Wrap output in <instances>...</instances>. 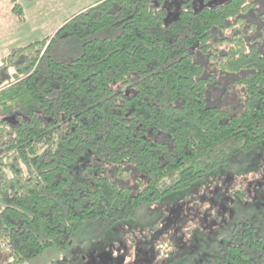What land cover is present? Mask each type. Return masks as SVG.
I'll return each mask as SVG.
<instances>
[{"label":"trees","instance_id":"trees-1","mask_svg":"<svg viewBox=\"0 0 264 264\" xmlns=\"http://www.w3.org/2000/svg\"><path fill=\"white\" fill-rule=\"evenodd\" d=\"M73 40L80 55L52 58ZM263 142L264 0L100 1L1 61L0 264L130 220ZM95 151L113 175L72 184ZM253 231L202 264L264 262Z\"/></svg>","mask_w":264,"mask_h":264},{"label":"rangeland","instance_id":"rangeland-1","mask_svg":"<svg viewBox=\"0 0 264 264\" xmlns=\"http://www.w3.org/2000/svg\"><path fill=\"white\" fill-rule=\"evenodd\" d=\"M100 1L16 0L20 21L10 1L0 0V64L14 51L53 36L65 21ZM52 48L53 59L69 61L80 55L81 42H58ZM112 169L95 151L73 169L71 181L77 186L93 176L113 175ZM248 227L255 239L264 236V142L231 157L186 190L139 208L130 220L110 228L85 222L65 249H47L24 264H202L220 258L228 245H238ZM256 256L255 264H264Z\"/></svg>","mask_w":264,"mask_h":264}]
</instances>
